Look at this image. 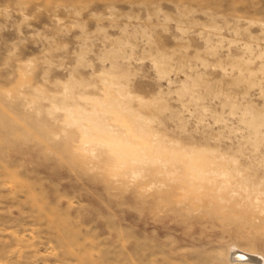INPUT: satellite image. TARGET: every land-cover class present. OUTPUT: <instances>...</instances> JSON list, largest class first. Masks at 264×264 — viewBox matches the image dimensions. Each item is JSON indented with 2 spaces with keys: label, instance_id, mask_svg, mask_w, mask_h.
I'll return each instance as SVG.
<instances>
[{
  "label": "rangeland",
  "instance_id": "rangeland-1",
  "mask_svg": "<svg viewBox=\"0 0 264 264\" xmlns=\"http://www.w3.org/2000/svg\"><path fill=\"white\" fill-rule=\"evenodd\" d=\"M260 263L264 0H0V264Z\"/></svg>",
  "mask_w": 264,
  "mask_h": 264
},
{
  "label": "bare ground",
  "instance_id": "bare-ground-1",
  "mask_svg": "<svg viewBox=\"0 0 264 264\" xmlns=\"http://www.w3.org/2000/svg\"><path fill=\"white\" fill-rule=\"evenodd\" d=\"M234 248H230V251L233 250ZM237 261L244 260L246 257H254L253 252H237L236 254L233 255ZM256 263L259 262V258H254L253 259ZM261 260V259H260ZM261 264V263H260Z\"/></svg>",
  "mask_w": 264,
  "mask_h": 264
}]
</instances>
